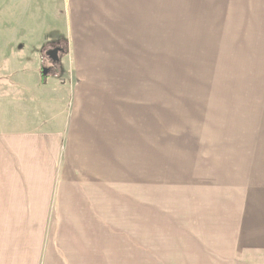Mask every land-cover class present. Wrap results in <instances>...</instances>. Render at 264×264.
<instances>
[{
    "label": "crops",
    "instance_id": "obj_1",
    "mask_svg": "<svg viewBox=\"0 0 264 264\" xmlns=\"http://www.w3.org/2000/svg\"><path fill=\"white\" fill-rule=\"evenodd\" d=\"M61 2L56 73L50 50L31 64L22 41L0 56V264H136V239L151 259L155 231L175 237L177 247L188 239L194 255L183 264H264V209L251 207L258 201L190 198L196 204L181 205L200 208L178 210L170 223L163 201L143 197L168 170L169 7L249 9L264 0ZM44 32L33 50L54 42ZM122 239L132 249H122ZM205 243L209 258L195 259L192 246Z\"/></svg>",
    "mask_w": 264,
    "mask_h": 264
},
{
    "label": "rangeland",
    "instance_id": "obj_2",
    "mask_svg": "<svg viewBox=\"0 0 264 264\" xmlns=\"http://www.w3.org/2000/svg\"><path fill=\"white\" fill-rule=\"evenodd\" d=\"M171 6L168 44L163 46L164 80L169 87L168 170L160 188L143 197L153 198L154 203L163 201L170 223L177 222L178 210L200 208L181 205L196 204L190 198H249L250 203L258 201L251 206L253 210L264 209V6ZM64 20L61 0H0V56L14 53L21 47L17 41H22L26 46L20 51L34 64L35 54L44 56L60 47L56 32H61ZM43 31L46 37L54 36V42L42 51L33 50L31 41L43 36ZM56 65L50 64L52 73H56ZM198 166L212 167V172H189ZM156 176L154 173L153 178ZM202 178L219 189L191 188L202 187L193 186L203 182ZM190 215L197 225L199 216ZM203 219L201 224L208 228V216ZM161 234L154 232L151 259L145 258V247L139 245L143 238L136 239V264H160L161 258L167 264L192 260L194 254L183 245L187 238H179L177 247L175 237L158 238ZM203 240L214 245L208 237ZM125 241L122 239V249H132L123 246ZM192 249L197 251L195 259L198 254L209 258L207 244Z\"/></svg>",
    "mask_w": 264,
    "mask_h": 264
},
{
    "label": "water",
    "instance_id": "obj_3",
    "mask_svg": "<svg viewBox=\"0 0 264 264\" xmlns=\"http://www.w3.org/2000/svg\"><path fill=\"white\" fill-rule=\"evenodd\" d=\"M62 51L61 48H56L52 51L48 52V57H50V59L54 62V63H58L60 62L59 59V52ZM43 74L46 75L47 74V69H43Z\"/></svg>",
    "mask_w": 264,
    "mask_h": 264
}]
</instances>
